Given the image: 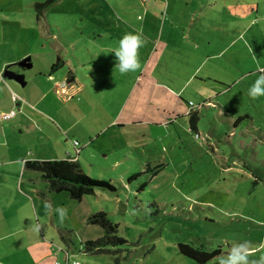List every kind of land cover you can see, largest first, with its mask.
<instances>
[{
  "label": "rangeland",
  "instance_id": "1",
  "mask_svg": "<svg viewBox=\"0 0 264 264\" xmlns=\"http://www.w3.org/2000/svg\"><path fill=\"white\" fill-rule=\"evenodd\" d=\"M45 1L0 0L4 13L13 11L4 29L16 32L7 41L1 33L0 51L31 57L32 69L11 68L29 82L20 85L23 98L36 102L46 90L39 109L72 126L69 135L60 130L61 147L49 142L43 152L74 156L78 140L83 172L115 193L96 190L78 202L49 194L40 181L34 209L22 195L0 202L8 226L0 231V264H65V251L79 264H197L179 244L221 248L208 263L218 264L244 242L257 260L264 254V97L247 91L264 68V0H59L38 23L33 6ZM126 32H139L144 44L140 68L120 74L111 50ZM57 57L64 65L55 81L68 84L71 74L82 87L69 101L36 75L49 74ZM191 107L199 134L183 115ZM241 116L248 120L234 127ZM44 129L46 140L52 130ZM96 212L107 213L127 241L112 247L117 254H84L86 242L103 237L86 222Z\"/></svg>",
  "mask_w": 264,
  "mask_h": 264
},
{
  "label": "crops",
  "instance_id": "2",
  "mask_svg": "<svg viewBox=\"0 0 264 264\" xmlns=\"http://www.w3.org/2000/svg\"><path fill=\"white\" fill-rule=\"evenodd\" d=\"M256 8L258 13L259 10V4ZM7 13H13V11L5 10ZM4 13L3 9H0V36L3 32V36L1 40L7 41L11 38L12 34H15L16 32H12V28L7 29V31L4 29L3 23L5 25H12L9 20H11L10 16L7 13ZM7 14V15H6ZM4 18V20H3ZM14 23L17 22V19L14 21ZM2 29H4L2 31ZM0 41V47H1ZM6 44V43H5ZM59 48V45H58ZM223 53V52H222ZM15 54L12 56L14 57ZM26 55L23 56H15L14 58L10 59V57L5 56L4 53L0 51V202L4 204H8L9 202H12V200L17 195H22L25 197L26 202L29 201L33 207L35 208V202L38 201L39 198V191H38V183L40 182L38 180L39 175L37 173H34L33 171H26L24 170V163L27 160H57V159H64L66 156H70L71 158H74L78 160V155L82 152V150H79L75 148L76 152L74 156H72L70 153L65 154V156H56V154L50 152H43V147H48L49 142L51 144H55L58 147H61V131L63 133H66L65 135H69V132L73 131L72 126H60L59 121L57 120L60 118H55V116L48 115L43 110L39 109V106H42L43 98L45 96L46 90L44 91L43 95L36 101V102H28L27 99H24V94L22 93L20 89V83L10 80L5 76L8 72H12L11 69L13 66H19L20 68H23L25 70L32 69V59L31 57H26ZM24 58V59H23ZM58 58V57H57ZM24 61H27V64L31 65L30 68L22 67L20 66L21 63ZM53 59H51V62ZM16 74L20 73L18 71H14ZM13 72V73H14ZM36 75H41L44 81L46 83H51L52 86H50V90L52 93H54V96L56 99L57 97H62L64 101H69V99H72L76 93L82 89V87H78V85L73 84H64L61 81H55V75L50 74H43V73H37ZM24 77V76H23ZM209 80V78L205 79ZM204 79L201 81H205ZM211 80V79H210ZM11 81V82H10ZM215 83L224 85L221 82H217L216 80H213ZM24 82L26 85L29 84V82L25 80ZM236 82L232 83V85H235ZM24 85V87L26 86ZM229 85V84H228ZM226 88H229L227 84L224 85ZM47 89V87H46ZM18 94L20 97L24 100V104L19 105L14 103V95ZM23 95V96H22ZM25 97V96H24ZM59 98V99H60ZM58 99V100H59ZM41 102V103H40ZM204 104V103H203ZM202 104V105H203ZM213 104L212 101L208 102V105ZM204 106V105H203ZM17 107V108H15ZM196 110L192 107L189 108L187 113L183 114L185 118L188 119L187 115L190 110ZM18 110V113L16 112ZM31 111V112H30ZM11 112H15V115L11 117L10 119H4L3 117L5 115L10 114ZM199 113V112H198ZM200 115V114H199ZM48 121V122H47ZM53 127H52V126ZM44 127L51 128L50 135H46L47 139L45 140L44 134L45 129ZM61 130V131H60ZM199 134V129H198ZM49 139H51L49 141ZM89 142L92 141L91 138H88ZM44 140L45 143L44 144ZM74 141H78L76 139H73L72 145ZM80 146V145H79ZM77 149V150H76ZM78 158V159H77ZM47 188V185H46ZM62 194V193H60ZM4 211L1 208L0 203V216L4 215ZM8 226L6 225V221L4 218H0V231L1 230H7ZM12 232H7V234H11ZM260 249V247L258 248ZM79 253V252H78ZM64 262L65 264L74 263L79 261L76 258V254L72 251H65L64 253ZM85 254V253H84ZM95 256V255H90ZM101 256V255H98ZM57 263V262H56Z\"/></svg>",
  "mask_w": 264,
  "mask_h": 264
},
{
  "label": "trees",
  "instance_id": "3",
  "mask_svg": "<svg viewBox=\"0 0 264 264\" xmlns=\"http://www.w3.org/2000/svg\"><path fill=\"white\" fill-rule=\"evenodd\" d=\"M59 0H46L43 3L34 4V10L38 23L43 21L46 12L51 7L56 5ZM64 65V62L58 57L55 64H52L49 74L52 75L56 71L60 70ZM69 84H73L75 79L70 74L67 79ZM188 126L192 133L198 134V123L200 117L198 110H190L188 115ZM244 119L248 120L246 116L239 117L233 124L237 126ZM24 170L33 171L39 175L38 180L47 185V191L49 194H67L74 201H82L88 196L95 195L96 190L114 192L115 188L110 182L100 181L93 179L86 175L80 162L73 158L66 156L64 159L57 160H27L24 163ZM163 165L160 164L152 171V177H156ZM152 170L150 165H147L146 172ZM257 180H260L257 178ZM41 196L45 197V193H40ZM108 214L105 212L93 213L87 219L86 222L89 225H97L103 230V237L96 241L86 242L84 250L85 254L88 255H109L117 254L112 252V247L117 248L127 243L123 238L117 236L118 226L108 219ZM179 254L184 257L192 259L197 264H208L213 259L218 257L222 253L221 248L215 250H206L194 248L190 244H179ZM118 260H116V263Z\"/></svg>",
  "mask_w": 264,
  "mask_h": 264
},
{
  "label": "clouds",
  "instance_id": "4",
  "mask_svg": "<svg viewBox=\"0 0 264 264\" xmlns=\"http://www.w3.org/2000/svg\"><path fill=\"white\" fill-rule=\"evenodd\" d=\"M143 44L144 39L139 32L123 34L111 50V53H114L115 70L120 74L135 73L140 68L139 49ZM257 72L259 74L247 91V95L253 100L264 97V68L258 67ZM45 207L48 205L46 204ZM56 212L61 219L66 214L62 207H58ZM218 264H264V254L257 260H250L247 242L238 243L230 248L226 256L220 258Z\"/></svg>",
  "mask_w": 264,
  "mask_h": 264
},
{
  "label": "water",
  "instance_id": "5",
  "mask_svg": "<svg viewBox=\"0 0 264 264\" xmlns=\"http://www.w3.org/2000/svg\"><path fill=\"white\" fill-rule=\"evenodd\" d=\"M20 66L22 67H26V68H30L31 65L27 64V61H24L23 63L20 64ZM5 76L7 78H9L10 80L16 81L18 83H20V85L23 87L25 84L24 82V77L21 76L20 74H16L13 72H8L7 74H5Z\"/></svg>",
  "mask_w": 264,
  "mask_h": 264
},
{
  "label": "built area",
  "instance_id": "6",
  "mask_svg": "<svg viewBox=\"0 0 264 264\" xmlns=\"http://www.w3.org/2000/svg\"><path fill=\"white\" fill-rule=\"evenodd\" d=\"M15 99H17V97L15 96L14 97ZM15 115V112H11L10 114H8V115H5L3 118L4 119H10L11 117H13ZM196 137L198 138V135L196 134ZM79 143L77 142V141H74L73 142V146L75 147V148H77V147H79ZM77 153L78 152H80L79 150L78 151H76ZM70 157V156H69ZM74 159V158H73ZM74 160H76V159H74ZM59 264V263H58ZM69 264H79V263H77V262H74V263H69Z\"/></svg>",
  "mask_w": 264,
  "mask_h": 264
}]
</instances>
